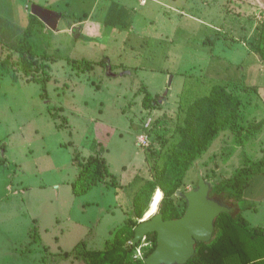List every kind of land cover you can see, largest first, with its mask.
I'll use <instances>...</instances> for the list:
<instances>
[{
	"label": "rangeland",
	"instance_id": "374dc122",
	"mask_svg": "<svg viewBox=\"0 0 264 264\" xmlns=\"http://www.w3.org/2000/svg\"><path fill=\"white\" fill-rule=\"evenodd\" d=\"M55 2L57 12L77 19L95 4ZM109 2L127 11L103 21L110 25L97 43L33 37L46 54L44 89L0 63V264H44V256L60 257L81 240L86 250H104L133 217L134 195L150 177L148 146L162 147L157 137L168 136L216 85L239 97V114L197 158L181 191L192 189L198 173L212 183L264 158V64L254 52L264 0H101ZM146 94L159 95L153 108L143 107ZM95 155L119 186L107 181L74 196L78 164ZM215 196L233 217L264 226V174L240 200L231 192ZM57 264L80 263L69 257Z\"/></svg>",
	"mask_w": 264,
	"mask_h": 264
},
{
	"label": "trees",
	"instance_id": "16d2710c",
	"mask_svg": "<svg viewBox=\"0 0 264 264\" xmlns=\"http://www.w3.org/2000/svg\"><path fill=\"white\" fill-rule=\"evenodd\" d=\"M43 28L42 22L30 16L26 27L14 41H0L3 46L9 48V54L4 55L0 62L3 69L8 70L5 73L9 74V67L17 66L32 82L42 83V89L48 80V65L45 63L46 54L38 52L33 37L41 34ZM254 52L259 62L264 64V22ZM158 96L146 94L143 107L153 108V104L159 101ZM240 106L239 97L218 85L212 87L207 95L193 101L185 111L183 119L176 121L175 129L168 136L157 137L162 147L154 149L148 146L146 157L150 177L134 195L133 217H128L124 224L117 228L114 236L105 241V249L86 250L87 240H81L71 251L63 253L60 257L44 256V264H57L69 257L76 259L80 264H144V258L156 247V235L149 234L145 237L149 245L142 249V258L136 255V249L141 242L133 245L132 240L134 228L149 209L155 192H162L156 214H161L163 220H176L184 215L186 205L182 194L185 192L181 191V187L185 178L213 139L236 119ZM78 165L81 166L80 171L71 183L74 196L85 195L98 184H105L107 181L109 183L106 185L109 187L119 186L104 157L95 155ZM260 174H264V158L258 162L249 161L231 177L219 181L211 183L204 176L202 178L211 187L210 196L231 192L240 200L253 178ZM196 183L197 180L192 188ZM180 202L182 207L178 205ZM261 255H264V227L250 226L241 214L233 217L231 213H224L215 221L212 241L207 244L197 243L194 255L186 264H264V261L260 260Z\"/></svg>",
	"mask_w": 264,
	"mask_h": 264
},
{
	"label": "water",
	"instance_id": "95a60500",
	"mask_svg": "<svg viewBox=\"0 0 264 264\" xmlns=\"http://www.w3.org/2000/svg\"><path fill=\"white\" fill-rule=\"evenodd\" d=\"M196 180V186L182 194L186 209L181 218L165 221L155 212L134 228L133 245L149 234L156 235V247L144 258V264H186L194 255L197 243L212 241L216 219L232 212L219 197L210 196L211 187L199 173Z\"/></svg>",
	"mask_w": 264,
	"mask_h": 264
},
{
	"label": "crops",
	"instance_id": "0c3cea01",
	"mask_svg": "<svg viewBox=\"0 0 264 264\" xmlns=\"http://www.w3.org/2000/svg\"><path fill=\"white\" fill-rule=\"evenodd\" d=\"M55 1L56 0H0V41L5 43L14 41L16 37H18L20 31L26 27L30 16H34L44 25L41 34H50L51 38L52 33L55 35V38L52 40L58 41L60 40L59 38H64L65 40H88L97 43L103 39L110 25L103 21L112 20V18L118 16L120 17L121 14L127 11L126 4L119 3L116 5L113 2H109L103 5L101 4V0H94L95 4L91 5V14L90 12L88 15L85 14L87 11L83 9V17L77 19L74 15L67 16L68 13L64 14V12H57L54 8L55 5H57ZM140 5L147 6V4L142 5L141 1ZM65 6H68L67 3ZM160 7L167 10L168 14L170 13L169 6L163 5ZM16 12L17 14H15ZM163 12L166 13V11ZM102 15L103 18L100 17ZM63 18L66 19L65 22ZM1 29L5 31V37L1 33ZM70 29L73 32V34H70L71 38L68 37ZM8 49V47L0 43L1 59L4 55L9 54Z\"/></svg>",
	"mask_w": 264,
	"mask_h": 264
},
{
	"label": "bare ground",
	"instance_id": "6f19581e",
	"mask_svg": "<svg viewBox=\"0 0 264 264\" xmlns=\"http://www.w3.org/2000/svg\"><path fill=\"white\" fill-rule=\"evenodd\" d=\"M161 199H162V192L160 190H157L152 198V202L150 204L149 209L146 212L145 217H150L157 211Z\"/></svg>",
	"mask_w": 264,
	"mask_h": 264
},
{
	"label": "built area",
	"instance_id": "2783aa9c",
	"mask_svg": "<svg viewBox=\"0 0 264 264\" xmlns=\"http://www.w3.org/2000/svg\"><path fill=\"white\" fill-rule=\"evenodd\" d=\"M260 17L261 18H264V14L263 15H260ZM145 239L146 238H144V239L141 240V243L142 244L139 247H137V249H136V255L138 257H140V258H142V256H143L142 255V249L145 248V247H147L149 245V243H147Z\"/></svg>",
	"mask_w": 264,
	"mask_h": 264
}]
</instances>
